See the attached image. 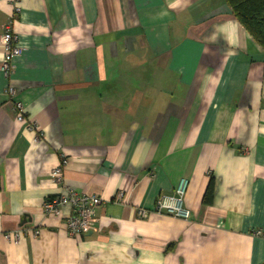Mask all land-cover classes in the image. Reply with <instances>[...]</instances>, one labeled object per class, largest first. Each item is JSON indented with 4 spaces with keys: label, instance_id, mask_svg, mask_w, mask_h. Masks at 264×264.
<instances>
[{
    "label": "crops",
    "instance_id": "crops-1",
    "mask_svg": "<svg viewBox=\"0 0 264 264\" xmlns=\"http://www.w3.org/2000/svg\"><path fill=\"white\" fill-rule=\"evenodd\" d=\"M9 23L0 264H264V50L224 0H0V39ZM63 159L101 198L81 238L70 206L43 209ZM182 178L190 217L155 212Z\"/></svg>",
    "mask_w": 264,
    "mask_h": 264
},
{
    "label": "built area",
    "instance_id": "built-area-1",
    "mask_svg": "<svg viewBox=\"0 0 264 264\" xmlns=\"http://www.w3.org/2000/svg\"><path fill=\"white\" fill-rule=\"evenodd\" d=\"M11 1L17 3L19 0ZM0 43L4 49L1 70L4 72L5 76L9 77L13 71L14 58L21 56L23 53V47L18 43L17 36L12 31L10 23L6 25ZM5 91L14 100L17 119L21 122H25V107L20 100L15 99L16 90L12 85H9ZM65 163L66 160L63 159L62 162L52 170L51 175L60 186V192L47 198L43 203V209L46 214L61 215L63 213V208L70 206L71 211L66 218L68 234L72 237L81 238L95 229V223L97 221L95 212L96 208L101 203V198L96 195L78 192L70 185L66 184L63 175ZM187 185L188 180L182 178L174 193L159 195L156 200L154 211L177 218L188 219L191 215V211L184 204V195ZM119 197H121L120 194ZM138 214L139 216L145 217L147 212L145 209L140 208ZM35 234H39V230H36ZM255 234L262 235L263 232L258 230Z\"/></svg>",
    "mask_w": 264,
    "mask_h": 264
},
{
    "label": "trees",
    "instance_id": "trees-1",
    "mask_svg": "<svg viewBox=\"0 0 264 264\" xmlns=\"http://www.w3.org/2000/svg\"><path fill=\"white\" fill-rule=\"evenodd\" d=\"M234 17L244 26L252 39L264 50V0H224ZM215 180L210 178L203 203L212 204Z\"/></svg>",
    "mask_w": 264,
    "mask_h": 264
},
{
    "label": "bare ground",
    "instance_id": "bare-ground-1",
    "mask_svg": "<svg viewBox=\"0 0 264 264\" xmlns=\"http://www.w3.org/2000/svg\"><path fill=\"white\" fill-rule=\"evenodd\" d=\"M177 187V186H176ZM185 197V196H184Z\"/></svg>",
    "mask_w": 264,
    "mask_h": 264
}]
</instances>
